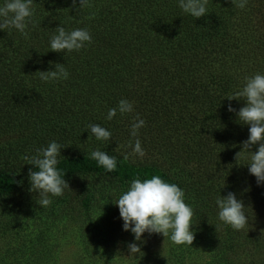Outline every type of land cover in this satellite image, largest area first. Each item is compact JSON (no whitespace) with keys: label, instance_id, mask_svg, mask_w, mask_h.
<instances>
[{"label":"trees","instance_id":"trees-1","mask_svg":"<svg viewBox=\"0 0 264 264\" xmlns=\"http://www.w3.org/2000/svg\"><path fill=\"white\" fill-rule=\"evenodd\" d=\"M89 4L80 9L79 0L75 6L73 0H33L35 26L28 24V38L15 28L10 34L0 29V196L30 191L29 170L38 169L22 157L55 141L62 146L57 168L69 187L62 196H49L45 222L69 207L70 218L99 193L104 199L106 181L118 183L119 198L134 179L153 175L177 184L194 210L192 246L154 234L165 252L143 251L146 242L140 241L143 252L136 255L73 252L69 264H264V184L247 165L258 145L236 160L250 125L228 111L229 103L238 111L246 101L226 98L242 89L246 77L264 74V0H248L244 9L231 0H208V13L198 19L184 13L179 0ZM60 25L68 32L88 30L91 43L71 53L51 51ZM56 64L69 77L42 81L37 71L55 70ZM121 99L133 105L132 112L117 111L108 120ZM137 118L145 125L133 137ZM89 124L106 128L111 139L89 138ZM136 139L143 158L133 155ZM94 150L115 157L116 170L98 166L90 158ZM229 192L245 205L248 224L242 230L218 218L216 199ZM118 224L124 246L135 240ZM68 253L34 252L21 264H62Z\"/></svg>","mask_w":264,"mask_h":264},{"label":"clouds","instance_id":"clouds-1","mask_svg":"<svg viewBox=\"0 0 264 264\" xmlns=\"http://www.w3.org/2000/svg\"><path fill=\"white\" fill-rule=\"evenodd\" d=\"M77 0H73V6ZM232 4L244 9L248 0H231ZM80 9L90 7L89 0H79ZM208 0H179V7L184 13L190 14L198 19L208 13ZM78 9V10H80ZM34 16L33 0H5L0 6V29L10 31L12 28L18 30L25 38H28L26 28L29 23L35 26L32 19ZM92 36L86 29H75L66 31L63 26L56 28V34L50 39V50L57 53H71L84 48L86 43H91ZM42 81H56L67 79L69 72L62 64H56L55 70L37 71ZM245 84L241 90L228 95L226 98L232 100H244L246 106L238 111L231 103L228 105L229 112H235L238 122L250 125L249 137L243 141V150L236 153L238 161L243 152L249 151L253 145H258L257 151H251L247 165L249 173L254 175L258 184H264V74L257 73L246 77ZM133 105L125 100L119 101L118 108L109 109L107 119L112 120L117 111L121 115L131 113ZM145 125L142 119L136 120L131 126V135L138 136V131ZM87 130L90 137L100 141L111 139L112 133L99 124H89ZM129 147H132L130 144ZM62 146L52 141L46 148L37 149L33 156L25 155L22 158L27 164L36 166L38 170H29L31 183L30 191L38 192L37 203L42 207H48L52 201L49 196H62L64 189L69 183L58 170V157ZM133 155L141 158L145 155L139 139H136ZM90 158L95 160L98 166L107 172H114L117 168V160L107 152L94 150ZM129 156L125 155L124 160ZM184 191L175 183L166 182L160 175L151 178L134 179L130 188L118 199L114 200L119 208L120 217L123 220V229L134 234L135 241H142L144 233L161 234L170 239L174 245L192 246L195 234L192 231L194 210L185 202ZM218 218L234 230H242L248 224V218L244 212V203L238 200L236 195L229 192L227 196L217 197ZM217 227V226H216ZM131 255L142 253L139 244L132 242L128 245Z\"/></svg>","mask_w":264,"mask_h":264},{"label":"rangeland","instance_id":"rangeland-1","mask_svg":"<svg viewBox=\"0 0 264 264\" xmlns=\"http://www.w3.org/2000/svg\"><path fill=\"white\" fill-rule=\"evenodd\" d=\"M105 185L108 186L103 189L106 194L104 199L100 198L99 193L98 200L73 213V217L69 218L72 212L69 207L70 210H64L65 215L49 219L48 222L44 221L43 216L49 212V206H40L37 203L39 197L28 194L30 191L27 188L15 194V198L0 196V255L5 256L0 258V264H10L8 260L13 257H19L21 264L26 256L34 252H69L62 264L73 263V252H130L129 243L124 246L121 240L118 219L122 223L120 229L124 222L118 206L113 203L118 199V183L106 181ZM108 192L111 197L107 195ZM105 199L110 200L103 201ZM156 240L154 234L144 233L141 242H146V245H143V251L153 252L158 247V250L165 252L166 247L161 240L155 243ZM132 242L140 244V241Z\"/></svg>","mask_w":264,"mask_h":264}]
</instances>
